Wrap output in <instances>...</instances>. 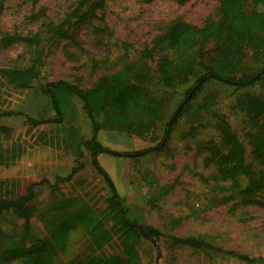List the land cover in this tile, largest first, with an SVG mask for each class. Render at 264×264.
I'll list each match as a JSON object with an SVG mask.
<instances>
[{"label":"rangeland","instance_id":"1","mask_svg":"<svg viewBox=\"0 0 264 264\" xmlns=\"http://www.w3.org/2000/svg\"><path fill=\"white\" fill-rule=\"evenodd\" d=\"M77 1L0 0V38L13 33L42 37L37 45L0 43V68H26L44 49L38 64L39 75L29 88L19 89L4 81L0 90V113H20L0 118V126L8 130H0V149L6 152L13 144L24 148L17 163L0 165V196L24 194L29 185L36 184L32 204L37 217L32 219V232L37 237L45 236L61 221L60 214L52 208L50 184L56 177L71 173L76 166L77 141L91 136L90 122L75 96L69 97L63 120L52 121L56 114L45 93L46 85L62 80L87 89L99 77L116 73L124 64L146 66L154 73L161 56L171 55L172 51L161 50L158 45L152 58L146 57L145 52L153 47L155 38L165 32L171 21L182 19L201 27L219 16V0L183 3L106 0L105 9L87 22L75 29L66 25L67 35L53 36L49 25L62 23ZM40 10L45 12L31 19ZM204 50L208 56L214 55L211 44ZM262 60L264 55L256 60L251 49L246 48L241 72L259 69ZM199 72L200 68L196 67L195 73ZM185 87L178 85L172 89L151 84V96L162 112L156 126L142 136L103 128L98 139L110 149L122 152L156 145L165 124L184 98ZM245 94L264 97V82L242 89L210 82L179 118L164 151L138 158L102 153L98 161L113 180L129 218L154 226L164 234L201 236L216 248L244 253L258 261L247 263L218 251L174 246L168 237H162L140 240L137 244L140 264H264V190L245 198L241 190L246 178L241 176L236 181L221 178L210 151L215 145L223 148L218 127V118L222 116L242 142L254 172L264 173V166L255 162L251 154V134L255 127L237 105L238 98ZM27 116L40 123L33 126ZM98 119H103V114ZM83 154V168L70 180L59 182V188L64 197L78 196L80 205L87 203L103 209L109 190L93 168L88 151L84 150ZM19 224L12 212L2 215L0 242L15 245ZM85 244L82 227L74 226L64 251L59 254V262L84 263L89 253ZM104 252L123 254L116 238Z\"/></svg>","mask_w":264,"mask_h":264},{"label":"trees","instance_id":"2","mask_svg":"<svg viewBox=\"0 0 264 264\" xmlns=\"http://www.w3.org/2000/svg\"><path fill=\"white\" fill-rule=\"evenodd\" d=\"M140 1L150 3L154 0ZM176 1L183 3L186 0ZM105 5L106 0H78L63 22L56 26L50 24L49 29L53 36H65L66 25L77 28L94 17L96 12L103 11ZM218 9V18L207 21L201 27L182 19L171 21L165 32L155 38L153 47L145 52L146 57L152 58L158 45L161 50L172 51L171 55L161 56L154 73L146 66L138 68L134 64H124L116 73L99 77L95 84L87 89L62 80L46 85L45 93L49 95L56 114L52 121L60 123L63 120L68 108V99L75 96L81 101L90 122L91 136L77 141L76 166L71 169V173L66 177H56L55 182L50 184L52 208L60 214L61 221L50 228L45 236L37 237L32 232V219L37 217L32 204L36 184L29 185L24 194L10 198L0 196V218L5 213L12 212L20 223V234L15 245L8 246L0 242V264H61L59 254L64 251L67 236L74 226L82 227L86 236L85 248L89 252L84 263L74 264H140L137 249L140 240H159L162 237H168L174 246L218 251L247 263L258 261V258L244 253L216 248L201 236L164 234L154 226L129 218L113 180L98 161V156L102 153L138 158L164 151L179 118L210 82H218L233 89L264 82V60L259 69L250 73L241 72L242 57L246 48L251 49L252 57L256 60L264 55V0H219ZM44 12L40 10L31 16V19H37ZM41 39L39 34L23 36L13 33L1 37L0 43L4 46L15 43L37 45ZM209 44L213 46V56H208L204 50ZM43 51L42 48L26 68H0V90L5 82L19 89L29 88L39 75L38 64ZM196 67L201 71L198 74L195 73ZM190 81L192 82L189 85ZM151 84L172 89L178 85H187L185 96L165 124L160 141L154 146L125 152L115 151L103 145L98 139V134L103 128L142 136L147 129L155 127L161 120V109L151 96ZM237 105L255 127V132L251 134L252 159L264 166V97L259 94H245L238 98ZM12 114L20 113L3 112L0 113V118ZM100 114H103L101 120L98 119ZM27 119L33 126L40 123L29 116ZM218 122L223 148L220 149L216 145L210 147L218 174L223 179L233 181L244 176L247 183L241 193L245 198L263 191L264 173L258 175L254 172L252 163L247 162L242 142L225 118L219 116ZM0 130L8 131L3 126H0ZM84 150L88 151L93 168L101 175L109 190L106 207L103 209L87 203L80 205L78 196L64 197L58 185L59 182L70 180L83 168ZM23 151L24 148L20 144H13L6 152L0 149V165H14ZM115 238L122 248V255L104 252L105 247Z\"/></svg>","mask_w":264,"mask_h":264}]
</instances>
